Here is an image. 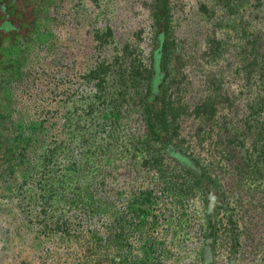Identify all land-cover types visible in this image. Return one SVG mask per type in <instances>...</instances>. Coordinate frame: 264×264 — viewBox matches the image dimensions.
I'll list each match as a JSON object with an SVG mask.
<instances>
[{"label": "flooded vegetation", "instance_id": "1", "mask_svg": "<svg viewBox=\"0 0 264 264\" xmlns=\"http://www.w3.org/2000/svg\"><path fill=\"white\" fill-rule=\"evenodd\" d=\"M148 5L0 0V264H264V220L166 124V0L135 66Z\"/></svg>", "mask_w": 264, "mask_h": 264}, {"label": "rangeland", "instance_id": "2", "mask_svg": "<svg viewBox=\"0 0 264 264\" xmlns=\"http://www.w3.org/2000/svg\"><path fill=\"white\" fill-rule=\"evenodd\" d=\"M148 6L135 66L147 54L150 64L157 46L153 0ZM168 9V129L247 215L264 220V0H169ZM137 77L134 120L144 85Z\"/></svg>", "mask_w": 264, "mask_h": 264}, {"label": "trees", "instance_id": "3", "mask_svg": "<svg viewBox=\"0 0 264 264\" xmlns=\"http://www.w3.org/2000/svg\"><path fill=\"white\" fill-rule=\"evenodd\" d=\"M168 6H169V0H166V8H167L166 28H167V26L169 24V16H168L169 9H168ZM263 71H264V68H263Z\"/></svg>", "mask_w": 264, "mask_h": 264}]
</instances>
